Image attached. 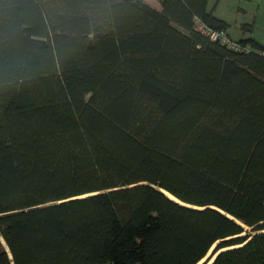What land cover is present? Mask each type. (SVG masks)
<instances>
[{
  "label": "trees",
  "instance_id": "obj_1",
  "mask_svg": "<svg viewBox=\"0 0 264 264\" xmlns=\"http://www.w3.org/2000/svg\"><path fill=\"white\" fill-rule=\"evenodd\" d=\"M159 2L0 0V264H264V45Z\"/></svg>",
  "mask_w": 264,
  "mask_h": 264
},
{
  "label": "crops",
  "instance_id": "obj_2",
  "mask_svg": "<svg viewBox=\"0 0 264 264\" xmlns=\"http://www.w3.org/2000/svg\"><path fill=\"white\" fill-rule=\"evenodd\" d=\"M207 4L227 22L233 38H254L264 45V0H208Z\"/></svg>",
  "mask_w": 264,
  "mask_h": 264
},
{
  "label": "built area",
  "instance_id": "obj_3",
  "mask_svg": "<svg viewBox=\"0 0 264 264\" xmlns=\"http://www.w3.org/2000/svg\"><path fill=\"white\" fill-rule=\"evenodd\" d=\"M195 27L197 30L208 36L210 39L220 41L236 50L246 49L249 50L251 45L249 43H241L239 40L233 38L227 29H216L209 24L202 21L200 18H195Z\"/></svg>",
  "mask_w": 264,
  "mask_h": 264
},
{
  "label": "rangeland",
  "instance_id": "obj_4",
  "mask_svg": "<svg viewBox=\"0 0 264 264\" xmlns=\"http://www.w3.org/2000/svg\"><path fill=\"white\" fill-rule=\"evenodd\" d=\"M149 2H150L152 5H154V6H158V7L160 6V2H159V0H149ZM214 248H215V246L210 250L208 256L204 257V258H203L198 264H205L207 258L209 257L210 253L214 250ZM211 261H212V260H211ZM208 264H210V262H209Z\"/></svg>",
  "mask_w": 264,
  "mask_h": 264
},
{
  "label": "water",
  "instance_id": "obj_5",
  "mask_svg": "<svg viewBox=\"0 0 264 264\" xmlns=\"http://www.w3.org/2000/svg\"><path fill=\"white\" fill-rule=\"evenodd\" d=\"M173 198V197H172ZM175 199V198H174ZM178 201V199H176ZM223 250V249H222ZM220 252V251H218ZM218 252L215 254L213 251L210 253L209 257L207 258L205 264H208L210 262V264L214 261L215 257L217 256ZM208 256V255H207ZM212 260V261H211Z\"/></svg>",
  "mask_w": 264,
  "mask_h": 264
}]
</instances>
